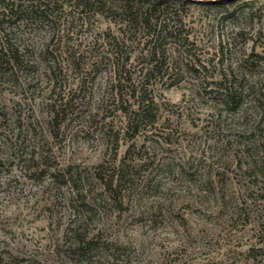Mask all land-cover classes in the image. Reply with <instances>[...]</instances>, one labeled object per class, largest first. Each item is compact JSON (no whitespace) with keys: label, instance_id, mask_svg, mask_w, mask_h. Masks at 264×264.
Here are the masks:
<instances>
[{"label":"rangeland","instance_id":"1","mask_svg":"<svg viewBox=\"0 0 264 264\" xmlns=\"http://www.w3.org/2000/svg\"><path fill=\"white\" fill-rule=\"evenodd\" d=\"M7 2L23 7L0 18L21 56L0 67V254L264 264V0L175 2L158 43L156 120L136 136L114 102L113 61L137 62L152 37L127 41L117 5ZM226 85L237 109L222 102ZM82 216L93 243L78 256L65 242Z\"/></svg>","mask_w":264,"mask_h":264},{"label":"trees","instance_id":"2","mask_svg":"<svg viewBox=\"0 0 264 264\" xmlns=\"http://www.w3.org/2000/svg\"><path fill=\"white\" fill-rule=\"evenodd\" d=\"M79 6L88 7L93 0H76ZM101 8L108 7L112 10L114 5L122 16L128 17L126 30L124 31L127 41H132L129 32L144 33L151 36V41L144 48L141 56L146 61H140V57L134 60L133 54L119 56L117 52L113 61L112 92H114V102L120 109L124 111L127 117L128 132L132 131L133 136L139 133V124L146 121L155 122L156 115L153 114L157 103L153 95V79H163L164 69L163 55L158 48L159 41L164 38L167 33L168 24L171 15H177L174 11L177 7L176 3L184 4L185 0H96ZM176 2V3H175ZM180 6V5H178ZM17 7H23L22 4ZM15 2L9 3L7 0H0V18L7 17L10 14L12 17L17 11ZM103 11V10H101ZM174 11V12H172ZM42 14L44 11L41 10ZM104 13V12H101ZM169 17V18H168ZM155 19V20H153ZM123 40L115 39V46L125 45ZM128 43V42H127ZM147 49V50H146ZM145 51L146 54H143ZM261 57V56H258ZM264 59V58H262ZM21 63V56L18 48H15L10 43L4 31L0 29V67H16ZM254 89V88H252ZM221 98L223 103H229L237 109L238 101L236 99L237 92L232 85L224 86L221 90ZM254 94H256L254 92ZM261 95V94H260ZM58 116V114H57ZM264 134V130L262 132ZM109 189H113L110 187ZM115 191V190H114ZM78 219L72 222L68 228L67 240L68 249L73 250L79 256L92 245V239L83 228L86 218ZM27 261V260H25ZM18 258L9 255L3 257L0 254V264H20ZM35 264V263H32ZM37 264V263H36Z\"/></svg>","mask_w":264,"mask_h":264}]
</instances>
